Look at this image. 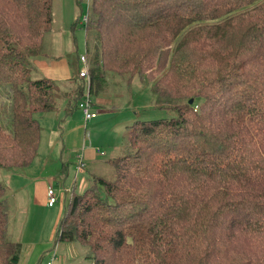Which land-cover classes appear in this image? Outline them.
<instances>
[{"label":"trees","instance_id":"trees-1","mask_svg":"<svg viewBox=\"0 0 264 264\" xmlns=\"http://www.w3.org/2000/svg\"><path fill=\"white\" fill-rule=\"evenodd\" d=\"M88 6L73 30L81 25L87 34L93 99L114 97L119 110L132 98L133 80L148 78L156 104L175 116L126 127L124 156L106 162L116 183L93 174L83 194L70 190L57 245L85 249L86 264H264V0ZM55 8L54 0H0L6 171L38 158L37 115L61 110L71 117L85 93V80L62 83L70 89L64 92L35 65L58 58ZM84 152L77 174L81 163L86 171ZM8 197L0 183V264H19L23 245L8 237Z\"/></svg>","mask_w":264,"mask_h":264},{"label":"rangeland","instance_id":"rangeland-1","mask_svg":"<svg viewBox=\"0 0 264 264\" xmlns=\"http://www.w3.org/2000/svg\"><path fill=\"white\" fill-rule=\"evenodd\" d=\"M54 3L57 18L61 12L62 22L57 41L58 59L48 62V77L47 73L41 74L55 83H60L66 92L70 89L62 83L78 78V73L84 69L81 60L87 57V34L81 25L73 30V24L78 17L83 20L88 15L89 6L88 0H54ZM68 23L72 24L67 26ZM95 35L90 34V43H96ZM130 90L131 100L125 102L119 110L112 108L114 103L111 98L114 97L94 98L95 110L99 114L89 125H85L79 108L68 118L61 110L37 115L36 119L42 129L38 158L25 169H0V183L6 185L9 194L6 209L11 227L8 237L12 241L22 243L23 260L32 253V264H47L54 256L57 257L56 264L87 263L82 257L85 255V249L68 242L58 245L55 242L59 220L65 215L66 206L71 199L69 191L74 189L76 194H83L94 181L93 174L116 183V169L106 162L124 156L126 127L136 121L175 116L172 111L161 109L156 104L152 83L148 78L136 77ZM84 149L86 171L77 175L75 163L77 156L82 155ZM127 149L135 155L133 147ZM98 150L101 153H98ZM64 151L65 166L62 164ZM47 181L52 184L57 197H60L59 202L52 208L48 207V204L41 205L34 194V186L44 187L43 184ZM15 196L16 202L13 201Z\"/></svg>","mask_w":264,"mask_h":264},{"label":"built area","instance_id":"built-area-1","mask_svg":"<svg viewBox=\"0 0 264 264\" xmlns=\"http://www.w3.org/2000/svg\"><path fill=\"white\" fill-rule=\"evenodd\" d=\"M81 63L84 65V69L78 73V78L82 81L85 80L86 86H85V91H84L85 93L78 106L80 110L82 111L83 120L85 121V125H88L89 123L97 119L99 113L98 111L95 110V105L93 101L94 99L89 92L90 80H91V77H89L90 63L88 59L85 57L81 60ZM81 162H82V159H79V163ZM83 167L84 165L83 163H81V166L79 167V171H81V173L85 172ZM47 193H48V203L47 204L49 207H54L59 202L60 197L59 198L57 197V194L55 193L52 187H48ZM56 259L57 257L54 256L52 260L48 262L47 264H54Z\"/></svg>","mask_w":264,"mask_h":264},{"label":"crops","instance_id":"crops-1","mask_svg":"<svg viewBox=\"0 0 264 264\" xmlns=\"http://www.w3.org/2000/svg\"><path fill=\"white\" fill-rule=\"evenodd\" d=\"M67 6H68V11H69V3H67ZM72 23H68L67 24V26L68 25H71ZM60 33L58 32L56 35V44H55V52H56V55H57V41H58V35H59ZM58 57V56H57ZM58 59V58H57ZM48 62L49 61H46V60H38V61H35V65H37V67H38V69H39V71H40V73H43L44 75H45V73H47L48 71V69H49V64H48ZM49 76V73H47V75H46V77H48ZM107 98V97H106ZM41 146V145H40ZM98 153H101V151L100 150H98ZM77 175H79V174H77ZM78 179V178H77ZM43 186L44 187H42V185H36V186H34V189H35V191H34V194H35V197H37L38 198V200L40 201V204L41 205H47V203H48V193H47V189H48V187H52V184L50 183V182H45V184H43ZM70 192V191H69ZM63 194L64 193H62V196H63ZM16 197V196H15ZM17 200V199H16ZM49 207V206H48ZM52 208V207H51ZM23 251V250H22ZM32 258H33V254L31 253V254H29L28 255V257L25 259V260H23V256L21 257V261H20V263L19 264H32V262H31V260H32ZM50 262V261H49ZM56 262H57V259H56V261L54 262V264H56ZM48 263V262H47ZM58 264H61L60 262H58Z\"/></svg>","mask_w":264,"mask_h":264},{"label":"water","instance_id":"water-1","mask_svg":"<svg viewBox=\"0 0 264 264\" xmlns=\"http://www.w3.org/2000/svg\"><path fill=\"white\" fill-rule=\"evenodd\" d=\"M190 103L193 104V101H191Z\"/></svg>","mask_w":264,"mask_h":264}]
</instances>
